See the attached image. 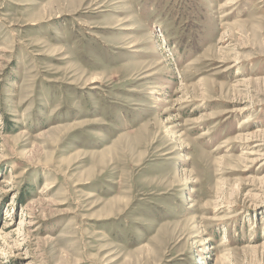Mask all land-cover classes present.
<instances>
[{"label":"rangeland","instance_id":"1","mask_svg":"<svg viewBox=\"0 0 264 264\" xmlns=\"http://www.w3.org/2000/svg\"><path fill=\"white\" fill-rule=\"evenodd\" d=\"M229 1L0 0V264H264V0Z\"/></svg>","mask_w":264,"mask_h":264},{"label":"bare ground","instance_id":"2","mask_svg":"<svg viewBox=\"0 0 264 264\" xmlns=\"http://www.w3.org/2000/svg\"><path fill=\"white\" fill-rule=\"evenodd\" d=\"M231 2V3H230ZM229 4H232V0L231 1H229ZM224 6H227V3H226V5L225 4H223L221 7H224ZM94 78H96V77H94ZM157 100H160V97H157ZM248 120V119H247ZM223 242H225V240H223Z\"/></svg>","mask_w":264,"mask_h":264}]
</instances>
